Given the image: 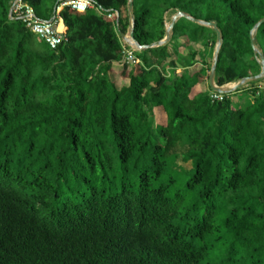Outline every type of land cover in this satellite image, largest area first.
I'll use <instances>...</instances> for the list:
<instances>
[{
  "label": "trees",
  "instance_id": "trees-1",
  "mask_svg": "<svg viewBox=\"0 0 264 264\" xmlns=\"http://www.w3.org/2000/svg\"><path fill=\"white\" fill-rule=\"evenodd\" d=\"M93 1L118 21L65 7L52 50L0 0V264H264V80L212 101L217 35L187 18L150 47L183 13L218 24L217 86L258 76L264 0H133L134 66L130 0Z\"/></svg>",
  "mask_w": 264,
  "mask_h": 264
},
{
  "label": "built area",
  "instance_id": "built-area-1",
  "mask_svg": "<svg viewBox=\"0 0 264 264\" xmlns=\"http://www.w3.org/2000/svg\"><path fill=\"white\" fill-rule=\"evenodd\" d=\"M65 7H69L74 12L81 14L92 11L101 16L106 15L110 20L115 19L118 21L119 19L117 12H107L93 0H65L58 7L57 16L51 20L40 19L28 0H14L10 9V17L13 20L22 22L28 30L48 44L52 50H56L60 45L68 42L66 33L61 32L59 28L61 23L59 14ZM136 51L132 47L131 50H125L123 62L133 66L136 65L139 62L135 55ZM211 99L212 101L221 102L224 99V95L213 93Z\"/></svg>",
  "mask_w": 264,
  "mask_h": 264
},
{
  "label": "water",
  "instance_id": "water-1",
  "mask_svg": "<svg viewBox=\"0 0 264 264\" xmlns=\"http://www.w3.org/2000/svg\"><path fill=\"white\" fill-rule=\"evenodd\" d=\"M129 12H130V16H131V19H132L131 29H130L129 34L126 37H123V40L125 41V43L128 46L134 48L137 51H142L143 49H147L148 47L141 46L135 39V35H134L133 0H130ZM180 18H187V19H189V20H191V21H193L195 23H198V24H200L202 26L208 27V28L212 29L217 35V45H216V48H215L213 66H212L211 76H210V81H209V86H210V89H211L212 92L219 93V94H222V95L229 94V93H234L237 90L243 88L249 82L257 81V80H264V54L261 53L259 51V49L255 46V35H256V32H257L258 28L261 26V24L264 23V19L257 24V26L255 27V29L252 31V34H251L252 46L254 47L255 53L259 56V64H260V67H261V73L258 76L242 80L241 82L233 85L232 88H229V87L227 88V87H219V86L216 85V82H215L216 68H217V63H218V55H219V52L221 50V46H222V43H223V36H222L221 31L219 30L218 24L216 22L206 23V22H203V21L195 20V19H193V18H191V17H189V16H187V15H185L183 13H178L176 16H174L172 18V22L170 23V25L166 27V36H165V38L162 41L151 45L150 47L151 48H159V47L167 45L170 42V40H171L172 31H173V29L175 27V24Z\"/></svg>",
  "mask_w": 264,
  "mask_h": 264
},
{
  "label": "crops",
  "instance_id": "crops-1",
  "mask_svg": "<svg viewBox=\"0 0 264 264\" xmlns=\"http://www.w3.org/2000/svg\"><path fill=\"white\" fill-rule=\"evenodd\" d=\"M59 28H60V31L61 32H63V33H66L67 32V28L65 27V25H64V23H63V21L61 20V23L59 24ZM231 85H235V84H229V85H227V86H231ZM226 87V86H225ZM233 87V86H232ZM231 87V88H232ZM209 88H210V86H209ZM230 88V87H229ZM202 89V88H201ZM200 90V89H199ZM203 90V89H202ZM198 91V90H197ZM251 99V95H245V96H243L242 94H241V96H236V94L235 95H233L232 96V100L234 101V103H235V105L236 106H243L244 104L246 105V103L249 101ZM244 105V106H245Z\"/></svg>",
  "mask_w": 264,
  "mask_h": 264
},
{
  "label": "rangeland",
  "instance_id": "rangeland-1",
  "mask_svg": "<svg viewBox=\"0 0 264 264\" xmlns=\"http://www.w3.org/2000/svg\"><path fill=\"white\" fill-rule=\"evenodd\" d=\"M176 16V15H175ZM174 17V16H173ZM172 17V18H173ZM172 18H171V21H172ZM170 25V20L169 21H167V25L166 26H169ZM233 85H231V86H226L227 88L228 87H232ZM199 90V89H198ZM196 91V90H195ZM197 92V91H196ZM196 92H194V94L192 95V96H194L195 95V93ZM230 94V93H229ZM236 94V96H241V94L239 93V92H236L235 93ZM179 164L181 165V166H183L184 168H186V169H191V164L190 163H184L183 161H179Z\"/></svg>",
  "mask_w": 264,
  "mask_h": 264
}]
</instances>
